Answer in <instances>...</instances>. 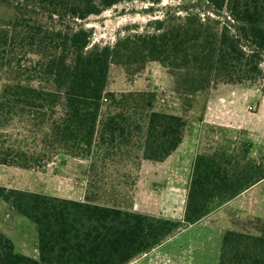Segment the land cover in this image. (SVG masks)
I'll list each match as a JSON object with an SVG mask.
<instances>
[{
    "label": "trees",
    "instance_id": "obj_1",
    "mask_svg": "<svg viewBox=\"0 0 264 264\" xmlns=\"http://www.w3.org/2000/svg\"><path fill=\"white\" fill-rule=\"evenodd\" d=\"M127 1L0 0L13 10L0 20V163L90 160L84 200L0 185V202L36 224L39 250L0 231V264H130L264 180V148L224 136L196 155L183 218L134 209L143 161L171 156L188 120L158 109L156 88L108 90L111 65L135 78L159 62L189 106L219 83L261 84L264 0L184 1L151 31L92 44L88 18ZM23 117L30 127L10 143L4 130ZM245 223L224 231L219 264H264V216Z\"/></svg>",
    "mask_w": 264,
    "mask_h": 264
},
{
    "label": "rangeland",
    "instance_id": "obj_2",
    "mask_svg": "<svg viewBox=\"0 0 264 264\" xmlns=\"http://www.w3.org/2000/svg\"><path fill=\"white\" fill-rule=\"evenodd\" d=\"M184 1L188 2L189 0H131L122 2L100 15H91L86 25L93 28L92 44H114L119 38L128 34L145 32L148 29L151 31L154 26L153 22L158 18L165 17L166 13H170L171 17H175V14H173L174 9ZM0 4L2 5L1 2ZM12 14L13 10L9 7L0 6V20L7 19ZM179 14L180 12L176 13V17ZM148 87L156 88L158 91L156 103L158 109L186 113L188 120L186 144L195 142L194 145H196L188 153V157L192 152L208 151L210 146H216L218 142L223 140L224 136L226 139L249 138L255 144L253 155L257 154L260 148H264V80L261 84L253 86L219 83L213 90L199 93L194 104L189 106L188 98L174 89V78L159 62H149L147 68L135 78L128 76L124 66L111 65L107 84L108 90L125 91L146 89ZM233 92H236V96L241 102L239 109L240 121L239 123L235 122V125H240V127L226 126V124L231 125V119L229 118V121L223 120V115L222 118L218 117L220 119L218 121L222 124L200 123L199 118L205 115L207 105L211 99L223 97L225 99L223 103L227 104L232 97H235V94L232 96ZM229 109L231 108L227 107L224 111ZM224 115H227L226 119H228L229 115ZM26 125L30 127V120L23 117L11 122L5 128L4 134L8 137L7 139L10 138V143L16 136H19ZM221 128L228 130L222 131ZM65 157L60 155L54 159L55 161L36 169H25L0 163V185L27 190L36 189L42 193L45 191L58 192L66 195H72L77 188L80 191L87 190L90 160L79 162L73 158ZM85 181L87 182L84 186ZM61 186L69 193L62 191ZM74 193V196L78 197L79 191ZM263 195L264 183L252 192V198H247L243 202L240 207L242 212H250L254 200H257L260 205L254 210L259 214L258 216L263 217ZM225 213L220 214L223 216L221 217L223 221L226 220ZM247 217L244 216L239 219L238 223H241V225L246 224ZM0 231L13 240L18 251L33 257L39 256L36 224L3 201L0 202Z\"/></svg>",
    "mask_w": 264,
    "mask_h": 264
},
{
    "label": "crops",
    "instance_id": "obj_3",
    "mask_svg": "<svg viewBox=\"0 0 264 264\" xmlns=\"http://www.w3.org/2000/svg\"><path fill=\"white\" fill-rule=\"evenodd\" d=\"M232 94V96L235 94V97H232L227 104L223 103L225 100L223 97L211 99L207 105L203 120L201 121L199 119L200 123L222 124L218 121L220 120L218 117L222 118L223 115V120L229 121L231 119V125L226 124V126L240 127V125H235V122L239 123L240 121L239 109L241 102L238 96H236V92ZM227 107L231 109L224 111ZM230 112L231 114L229 115ZM224 114L229 115L228 119H226L227 115ZM186 140L187 135H185L184 141L179 148L163 162L153 163L151 161H143L135 195V204L137 203V207L134 205V209L142 213L167 218L181 219L184 217L194 160L196 155L201 153L199 151L192 152L188 157V153L196 145H194L195 142L186 144ZM67 157L78 160L79 162L87 160L70 156H66L65 158ZM86 182L83 183L84 186ZM263 183L264 180L255 184L216 211L210 213L201 221L191 224L167 239L160 246L150 252L142 254L130 264H219L224 231L229 228H238L241 226V223L238 222L244 216L259 215L255 212L260 205V202L257 200H254L253 208L250 212L244 213L240 207L247 198H252V192ZM60 189L66 191L62 186ZM30 190L40 192L36 189ZM77 191H79L78 197L74 196V192ZM66 192L69 193V191ZM74 192L72 195H66L48 191L47 194L79 199V197L85 195L86 189L80 191L77 188ZM262 202H264V195L262 196ZM222 212H226L225 221L221 218L223 217L220 215ZM222 221L226 225H223Z\"/></svg>",
    "mask_w": 264,
    "mask_h": 264
},
{
    "label": "built area",
    "instance_id": "obj_4",
    "mask_svg": "<svg viewBox=\"0 0 264 264\" xmlns=\"http://www.w3.org/2000/svg\"><path fill=\"white\" fill-rule=\"evenodd\" d=\"M79 199H80V200H84V195H82Z\"/></svg>",
    "mask_w": 264,
    "mask_h": 264
},
{
    "label": "water",
    "instance_id": "obj_5",
    "mask_svg": "<svg viewBox=\"0 0 264 264\" xmlns=\"http://www.w3.org/2000/svg\"><path fill=\"white\" fill-rule=\"evenodd\" d=\"M135 207H137V203L135 204Z\"/></svg>",
    "mask_w": 264,
    "mask_h": 264
}]
</instances>
